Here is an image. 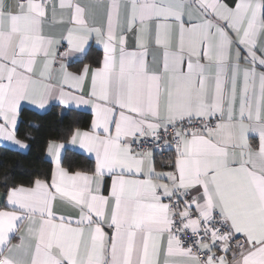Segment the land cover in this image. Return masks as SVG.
Returning a JSON list of instances; mask_svg holds the SVG:
<instances>
[{
	"label": "snow or ice",
	"instance_id": "snow-or-ice-1",
	"mask_svg": "<svg viewBox=\"0 0 264 264\" xmlns=\"http://www.w3.org/2000/svg\"><path fill=\"white\" fill-rule=\"evenodd\" d=\"M0 150V264H264V0H0Z\"/></svg>",
	"mask_w": 264,
	"mask_h": 264
},
{
	"label": "trees",
	"instance_id": "trees-1",
	"mask_svg": "<svg viewBox=\"0 0 264 264\" xmlns=\"http://www.w3.org/2000/svg\"><path fill=\"white\" fill-rule=\"evenodd\" d=\"M48 119L54 120L55 117L54 116L53 117H49ZM18 159H20V157L15 156L12 153L3 154L2 150H0V165L6 166V169L9 170V171L12 170L15 161L18 160Z\"/></svg>",
	"mask_w": 264,
	"mask_h": 264
}]
</instances>
